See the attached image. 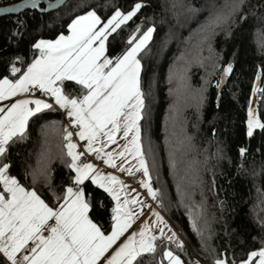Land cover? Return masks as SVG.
Here are the masks:
<instances>
[{"label": "snow or ice", "instance_id": "snow-or-ice-1", "mask_svg": "<svg viewBox=\"0 0 264 264\" xmlns=\"http://www.w3.org/2000/svg\"><path fill=\"white\" fill-rule=\"evenodd\" d=\"M247 2L238 0L226 5V12L214 11L201 27L202 43L208 44L210 53L216 29L236 22L237 16L242 22L251 14L264 25V5L245 11ZM61 6L62 12L50 13ZM147 7V0H136L127 10L113 0H76L71 6L69 0H56L47 7L41 6V0H22L0 9L20 13L8 37L16 51L0 57L7 69L0 77V264H200L183 258V241L157 210L166 207L165 194L152 182L156 164L155 160L149 164L151 140L145 143L151 92L142 87L141 75L156 28L141 22L125 36L129 22ZM23 10H30L27 15L33 19L39 15L33 32L45 28L56 32L57 25L63 30L54 38H37L29 32ZM23 41L29 44L27 55L19 51ZM166 43L167 38L160 47ZM221 67L213 85L218 100L234 71L231 62ZM205 91L200 90L201 106ZM257 91L261 90L254 87L253 93ZM50 113L63 117L67 125L62 129L66 151L61 155L67 176L60 185L53 183L48 163H38L31 172L25 168L20 177L12 173L9 159L16 146L28 139L30 122L38 123ZM246 124L250 139L257 130L264 134V117L251 104ZM246 154L247 149L239 150L240 163ZM171 166L175 168L174 160ZM240 171L237 166L236 173ZM115 173L133 178L139 173L146 198ZM29 175L31 185L22 182ZM41 181L47 190L43 196L36 187ZM103 194L112 202L107 224L93 215L107 207ZM192 227L201 237L202 249L208 251L203 229L195 220ZM211 251V264H264V239L238 262L234 254L229 259L226 252Z\"/></svg>", "mask_w": 264, "mask_h": 264}, {"label": "trees", "instance_id": "trees-1", "mask_svg": "<svg viewBox=\"0 0 264 264\" xmlns=\"http://www.w3.org/2000/svg\"><path fill=\"white\" fill-rule=\"evenodd\" d=\"M75 2L69 0V6ZM134 2L113 0L125 10ZM232 2L238 0H147L149 7L125 29L127 36L141 22L145 27L156 28L149 55L142 60L141 74L142 87L151 92L145 143L151 140L149 164L153 160L156 164L152 182L165 194L166 207L160 211L184 243L183 258L199 260L200 264H211L212 249L226 252L229 259L234 254L238 262L249 251L258 249L264 239V170L261 169L264 134L257 130L250 139L246 129L247 110L258 74H261L263 98L257 111L264 117V25L251 14L242 22L237 16L236 22L216 29L211 38L212 53L208 44L202 43L201 27L209 22L214 11L226 12V5ZM261 5L264 0H248L245 11ZM0 7L4 6L0 4ZM62 10L63 7L57 11ZM24 13L29 32L37 38H54L63 30L57 25L56 32L49 28L33 32L39 24V15L33 19L27 15L28 11ZM17 16L0 17V57L16 51L15 44L9 46L8 37ZM64 19H68L67 14ZM165 38L167 43L161 48ZM28 48L27 41L19 45L23 55L28 54ZM229 62L234 65V71L218 102L213 85L219 80L221 66ZM6 71V64L0 59V77ZM202 87L206 89L203 93L206 99L201 106ZM65 126L56 113L47 114L38 123L30 122L28 139L16 146L9 157L12 173L22 177L25 168L31 172L38 163H48L53 183L62 184L67 176L61 159L66 151L62 132ZM241 148L247 149L242 163ZM237 166L241 168L238 174ZM22 182L31 185V175ZM36 187L42 196L46 195L42 181ZM103 195L107 207L98 208L93 215L98 222L107 224L112 202ZM193 220L203 229L208 251L201 247L202 240L192 227Z\"/></svg>", "mask_w": 264, "mask_h": 264}, {"label": "built area", "instance_id": "built-area-1", "mask_svg": "<svg viewBox=\"0 0 264 264\" xmlns=\"http://www.w3.org/2000/svg\"><path fill=\"white\" fill-rule=\"evenodd\" d=\"M16 2V0H0V4H2L3 6H5V5H9V4H13V3H15ZM259 90H261V91H257L256 93H255V96H254V100L256 101V103L258 102V101H260L262 98H263V90L259 87L258 88ZM63 120H64V118L63 117H61ZM64 122H65V120H64ZM65 124H66V122H65ZM67 126V125H66ZM90 160H91V162H93V163H96L99 167H101V168H104L105 166H103V164L101 163V162H99V161H95V159L94 158H89ZM105 170L106 171H111L110 169H107V168H105ZM121 176V178H123L125 181H127L128 183H130V184H132V185H135V186H138L137 185V182L139 181V179L141 178V176H140V174L139 173H137L136 174V176H135V178H133V177H129V176H126V175H120ZM141 192L144 194V196H145V191H143V190H141ZM146 198V197H145Z\"/></svg>", "mask_w": 264, "mask_h": 264}, {"label": "crops", "instance_id": "crops-1", "mask_svg": "<svg viewBox=\"0 0 264 264\" xmlns=\"http://www.w3.org/2000/svg\"><path fill=\"white\" fill-rule=\"evenodd\" d=\"M260 87V80L259 79H257L256 80V83H255V88H259ZM253 94V96H252V101L254 100V96H255V94L254 93H252ZM251 101V102H252ZM255 101V100H254ZM5 103H7V102H5ZM255 103H256V101H255ZM257 110H258V107H257ZM257 113H258V111H257ZM117 146L116 145H113L112 146V148H116ZM115 174H117V175H124V174H120V173H115ZM127 176V175H126ZM120 178H121V176H120ZM122 180H124L123 178H121ZM125 181V180H124ZM127 184H129L130 185V187L131 188H135L136 189V191L137 192H139L140 193V197L142 198V199H144L145 198V196H144V194L141 192V189L138 187V186H135V185H132V184H130V183H128L127 181H125ZM144 191V190H143ZM131 195H135V193H130ZM158 211H160V209H157ZM145 212L147 213V209H145ZM161 212V211H160ZM161 215H163L164 216V214L161 212ZM164 218H165V220L168 222V224L170 225V222L168 221V219L164 216ZM167 234H169V233H167Z\"/></svg>", "mask_w": 264, "mask_h": 264}, {"label": "water", "instance_id": "water-1", "mask_svg": "<svg viewBox=\"0 0 264 264\" xmlns=\"http://www.w3.org/2000/svg\"><path fill=\"white\" fill-rule=\"evenodd\" d=\"M21 2L22 1H20L18 3H21ZM49 2L55 3L56 0H41V6L42 7H47V5H48ZM18 3H15V4H18ZM15 4H12L10 6H5V7H11V6L15 5ZM62 7L63 6H61V8ZM2 8H4V7H0V9H2ZM57 10H59V9H50V12H54V11H57ZM25 11H30V10H23V12H25ZM19 14L20 13H2V12H0V17L11 16V15H14L15 16V15H19ZM218 102H219V100H218Z\"/></svg>", "mask_w": 264, "mask_h": 264}, {"label": "rangeland", "instance_id": "rangeland-1", "mask_svg": "<svg viewBox=\"0 0 264 264\" xmlns=\"http://www.w3.org/2000/svg\"><path fill=\"white\" fill-rule=\"evenodd\" d=\"M259 80H260V82H261V74H259ZM257 80V79H256ZM252 96H253V94H252ZM252 96H251V100H250V103H251V101H252ZM256 105H257V107H258V102L256 103ZM153 150H154V147H153ZM155 157V155L153 156V158ZM129 160H130V162H132V163H134V161H131V158H129ZM157 160V159H156ZM111 170V169H110ZM106 171V170H105ZM112 171V170H111ZM137 185H138V187H139V181L137 182ZM140 188V187H139ZM135 189V188H134ZM141 189V188H140ZM141 190H143V189H141Z\"/></svg>", "mask_w": 264, "mask_h": 264}, {"label": "bare ground", "instance_id": "bare-ground-1", "mask_svg": "<svg viewBox=\"0 0 264 264\" xmlns=\"http://www.w3.org/2000/svg\"><path fill=\"white\" fill-rule=\"evenodd\" d=\"M15 4V3H14ZM12 5V4H11ZM7 6H10V5H7ZM5 7V6H4ZM251 107L252 108H254L255 110H256V112H257V105H256V103H255V101L253 100L251 103ZM258 114V113H257ZM246 129H247V124H246Z\"/></svg>", "mask_w": 264, "mask_h": 264}]
</instances>
